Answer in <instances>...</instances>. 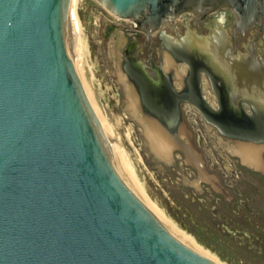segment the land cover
Returning <instances> with one entry per match:
<instances>
[{
	"label": "water",
	"instance_id": "1",
	"mask_svg": "<svg viewBox=\"0 0 264 264\" xmlns=\"http://www.w3.org/2000/svg\"><path fill=\"white\" fill-rule=\"evenodd\" d=\"M71 1L0 0V264H212L114 167L90 106ZM95 1L144 33L221 9L250 27L264 8L263 0Z\"/></svg>",
	"mask_w": 264,
	"mask_h": 264
},
{
	"label": "rangeland",
	"instance_id": "2",
	"mask_svg": "<svg viewBox=\"0 0 264 264\" xmlns=\"http://www.w3.org/2000/svg\"><path fill=\"white\" fill-rule=\"evenodd\" d=\"M114 20L118 19L95 0H72L73 31L77 36L90 106L103 137L110 144V158L117 172L122 174L117 166L119 161L142 199L161 216H158L160 220L184 236L204 258L216 264H264V228L255 231L250 221L254 218L264 224V217L255 211L249 212V216L238 220L237 227L225 221L226 218L237 221L233 213L235 206L242 208L254 192L259 196L254 194L252 199L264 200L261 196L264 172L244 165L233 154L239 144L222 138L190 109L184 110L186 134L179 133V139L183 146L197 154L200 165L192 166L187 162L184 147L178 145V148L176 144L169 162L151 151L143 132L146 120L141 114L137 117L139 122L129 107L124 89H129V84L119 65L117 46V36L122 30L112 24ZM109 28L116 30L107 35ZM260 152L262 156L263 148ZM199 170L219 186L205 182ZM238 194L242 203L237 201ZM200 197L212 206L206 214Z\"/></svg>",
	"mask_w": 264,
	"mask_h": 264
},
{
	"label": "flooded vegetation",
	"instance_id": "3",
	"mask_svg": "<svg viewBox=\"0 0 264 264\" xmlns=\"http://www.w3.org/2000/svg\"><path fill=\"white\" fill-rule=\"evenodd\" d=\"M261 13L250 27L230 9L208 16L184 14L154 33L114 20L122 30L119 65L138 116L181 148L185 109L226 140L264 147V8ZM115 30L107 29V35ZM260 159L264 164V149Z\"/></svg>",
	"mask_w": 264,
	"mask_h": 264
},
{
	"label": "bare ground",
	"instance_id": "4",
	"mask_svg": "<svg viewBox=\"0 0 264 264\" xmlns=\"http://www.w3.org/2000/svg\"><path fill=\"white\" fill-rule=\"evenodd\" d=\"M68 15L72 24V1L70 3V7H69V11H68ZM73 27V24H72ZM77 37V36H76ZM78 44V42H77ZM80 44V43H79ZM79 48V47H78ZM167 62V61H166ZM171 63V62H170ZM171 65V64H170ZM173 66V65H172ZM119 76V75H118ZM175 76V75H174ZM124 77V76H123ZM125 78V77H124ZM121 79V77H120ZM119 80V79H118ZM126 83V82H125ZM124 84V83H122ZM128 85V84H127ZM126 93H127V97L130 103V109H131V113L132 115L138 119V109L136 106V98H134V95L132 94V92L130 91V88H124ZM128 109V108H127ZM140 113V112H139ZM138 117V118H137ZM143 120V119H142ZM138 121L140 122V120L138 119ZM143 121H141L142 124ZM144 123V122H143ZM140 124V125H141ZM144 129V133H145V138L146 141L148 142V146L151 149V151L159 158L163 159V161H170L171 160V152L172 149L174 148V143L172 141V139H170V137L160 128H158V126H156L153 123L150 122H146L143 126ZM180 130V129H179ZM184 131V130H183ZM181 131V134L184 135L185 131L183 132ZM186 134V133H185ZM182 137V136H181ZM184 137V136H183ZM240 145V144H239ZM185 146V145H184ZM244 146V145H243ZM249 146V145H248ZM252 146V145H251ZM178 147V146H176ZM179 148V147H178ZM181 150V149H180ZM184 154L186 155V159L187 162H189L192 166H198L200 165V160L197 156V154L192 150V148H188V147H184L183 148ZM116 152V151H115ZM260 149L257 147L251 148V147H239L238 151H234L233 154H235L236 156H238L241 159V162L248 166V167H252L258 171L264 172V164H262V161L260 159ZM184 155V156H185ZM121 156V155H120ZM117 159V158H116ZM118 161V159H117ZM119 164H117L119 171L122 173L121 176L123 175V179L128 183V185L139 195V197L142 199V197L140 196V194L138 193V189L136 188L135 184L131 178V176L129 174H127V172L125 173L120 165V162L118 161ZM200 169V167H199ZM200 171V170H199ZM200 178L205 179V182H209L212 185H216L215 180L212 177H206L204 172H199ZM212 181H211V180ZM217 188V187H216ZM143 200V199H142ZM144 201V200H143ZM145 202V201H144ZM146 203V202H145ZM147 204V203H146ZM148 205V204H147ZM149 206V205H148ZM149 208L154 212V210L149 206ZM155 213V212H154ZM158 212H156L155 214H157ZM157 216H160L159 214H157ZM161 217V216H160ZM165 221V220H164ZM163 222V219H162ZM166 222V221H165ZM171 229V228H170ZM173 232L179 236L187 245H189L192 249H194L191 244L188 242V240L180 235L178 232L174 231ZM196 251V250H195ZM198 251V250H197ZM198 253V252H197ZM200 254V253H199ZM207 259V258H205ZM208 261H210L212 264H216L214 262H212L211 260L207 259Z\"/></svg>",
	"mask_w": 264,
	"mask_h": 264
},
{
	"label": "trees",
	"instance_id": "5",
	"mask_svg": "<svg viewBox=\"0 0 264 264\" xmlns=\"http://www.w3.org/2000/svg\"><path fill=\"white\" fill-rule=\"evenodd\" d=\"M254 194L255 195H258L259 196V193L258 192H254L252 195H249L248 197H247V202L248 203H246V204H244V206H241L242 208H238L237 206H235V211H233V213L236 215V216H234L235 217V220L237 219V221H230L229 219L227 220V218L225 219V221H226V223H228V221L229 222H231L232 224H230L231 226H233V227H237V226H239V222H238V220H242L244 217H246V216H249L252 212H257V213H260V215H262V217H264V200L262 201V202H257V201H255L254 199H252L253 197H254ZM245 196V195H244ZM250 196H252V197H250ZM262 197H264V190H263V193H262V195H261ZM246 197V196H245ZM238 198V199H237ZM237 198H235L234 197V200H236L237 199V201L238 202H243L241 199H239V198H241V194H238L237 195ZM198 199H200L201 200V202H203L204 204V206H202V208H204L203 210H205V214L207 213V210H210V208H212V206L211 205H209V204H207V199H205V198H198ZM229 208V207H228ZM227 208V209H228ZM245 209V210H244ZM250 212V214H248ZM250 221L252 222V227H254V229L253 230H255V231H257V229L259 228V229H262V228H264V224L263 223H261V222H256L255 220H254V218H250ZM229 225V224H228ZM247 225H249V222L248 221H246L245 222V226H247ZM258 229V230H259ZM241 231V230H240Z\"/></svg>",
	"mask_w": 264,
	"mask_h": 264
},
{
	"label": "crops",
	"instance_id": "6",
	"mask_svg": "<svg viewBox=\"0 0 264 264\" xmlns=\"http://www.w3.org/2000/svg\"><path fill=\"white\" fill-rule=\"evenodd\" d=\"M232 143L237 144V143H235V142H232ZM238 146H241V145H238ZM241 147H243V146H241ZM262 148L264 149V147H262V146L259 147L260 150H261Z\"/></svg>",
	"mask_w": 264,
	"mask_h": 264
}]
</instances>
